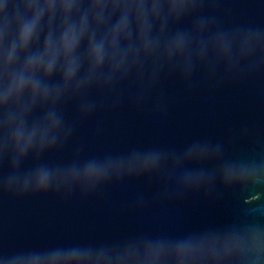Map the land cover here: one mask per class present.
Wrapping results in <instances>:
<instances>
[{
    "label": "water",
    "instance_id": "95a60500",
    "mask_svg": "<svg viewBox=\"0 0 264 264\" xmlns=\"http://www.w3.org/2000/svg\"><path fill=\"white\" fill-rule=\"evenodd\" d=\"M32 60L0 100V264H264V0H0V99Z\"/></svg>",
    "mask_w": 264,
    "mask_h": 264
},
{
    "label": "clouds",
    "instance_id": "9594fccd",
    "mask_svg": "<svg viewBox=\"0 0 264 264\" xmlns=\"http://www.w3.org/2000/svg\"><path fill=\"white\" fill-rule=\"evenodd\" d=\"M96 3L99 2V0H95ZM35 29V21L32 24L24 25L20 30V40L19 45L20 47H26L32 38L33 32ZM83 25H81V33H83ZM126 31V23L124 21H121L120 24L117 26L116 30L112 33V41L115 43L117 37ZM78 37H73V35L69 32L66 33L61 41V48L66 57H70L73 53L76 43H77ZM47 51V49H46ZM14 50L13 52H10L6 61H5V69L7 70L8 66L11 64L13 56H14ZM91 56L95 63L99 64L103 60L102 56V46L91 48ZM53 62H50L45 67L46 71H51L53 68ZM40 62L39 61H29L25 67V70L22 71L18 76H14L3 94L2 101L7 102V100L12 97L13 95H19L24 91L26 87L31 83L33 84V90L35 91L36 85L32 81L31 76L28 74L29 70H35L37 68H40ZM75 71V67L71 64L68 65L67 68V75L70 77ZM22 134L18 131L17 132V142L20 143Z\"/></svg>",
    "mask_w": 264,
    "mask_h": 264
}]
</instances>
